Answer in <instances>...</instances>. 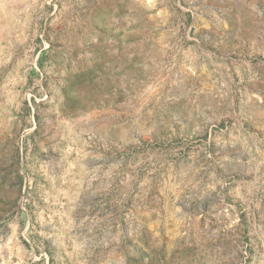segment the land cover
<instances>
[{
  "label": "rangeland",
  "instance_id": "obj_1",
  "mask_svg": "<svg viewBox=\"0 0 264 264\" xmlns=\"http://www.w3.org/2000/svg\"><path fill=\"white\" fill-rule=\"evenodd\" d=\"M0 264H264V0H0Z\"/></svg>",
  "mask_w": 264,
  "mask_h": 264
}]
</instances>
